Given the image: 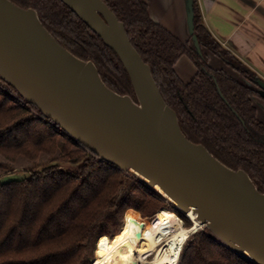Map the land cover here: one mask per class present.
I'll return each instance as SVG.
<instances>
[{"label":"trees","instance_id":"obj_1","mask_svg":"<svg viewBox=\"0 0 264 264\" xmlns=\"http://www.w3.org/2000/svg\"><path fill=\"white\" fill-rule=\"evenodd\" d=\"M9 1L34 9L59 44L93 62L107 87L137 102L119 56L61 0ZM103 2L125 24L186 138L204 145L228 169L244 170L264 194V122L255 102H264L258 90L263 79L213 37L197 1L194 25L202 54L157 23L144 0ZM209 53L222 58L229 70L213 68ZM184 57L196 67L188 81L177 70ZM0 155L14 164L19 158L37 162L42 156L55 162L31 177L0 184V264H90L97 240L116 236L130 210L150 217L164 206L180 214L135 175L101 161L43 117L1 75ZM182 217L186 228L193 225ZM178 264L256 263L205 228L190 236Z\"/></svg>","mask_w":264,"mask_h":264},{"label":"water","instance_id":"obj_2","mask_svg":"<svg viewBox=\"0 0 264 264\" xmlns=\"http://www.w3.org/2000/svg\"><path fill=\"white\" fill-rule=\"evenodd\" d=\"M61 1L116 52L137 102L107 87L93 62L59 44L34 9L9 0H0L1 77L101 161L132 172L155 191L158 187L172 207L182 213L192 210L220 243L264 264V194L251 177L244 170L228 169L204 145L186 138L150 66L107 3ZM187 1L192 46L202 54L195 0ZM259 87L264 97V81Z\"/></svg>","mask_w":264,"mask_h":264},{"label":"crops","instance_id":"obj_3","mask_svg":"<svg viewBox=\"0 0 264 264\" xmlns=\"http://www.w3.org/2000/svg\"><path fill=\"white\" fill-rule=\"evenodd\" d=\"M153 19L182 42H190L187 0H144ZM203 22L213 37L230 53L243 61L264 81V0H195ZM213 68L229 70L222 58L210 55ZM215 65V66H213ZM177 70L190 80L196 67L189 58L181 59ZM259 119L264 122V102H257Z\"/></svg>","mask_w":264,"mask_h":264},{"label":"bare ground","instance_id":"obj_4","mask_svg":"<svg viewBox=\"0 0 264 264\" xmlns=\"http://www.w3.org/2000/svg\"><path fill=\"white\" fill-rule=\"evenodd\" d=\"M156 190L161 192L158 187ZM186 216L193 223L189 228L167 209L159 211L148 226H142L139 213L130 211L116 236L100 238L92 264H178L185 243L195 230L203 228L192 210Z\"/></svg>","mask_w":264,"mask_h":264},{"label":"rangeland","instance_id":"obj_5","mask_svg":"<svg viewBox=\"0 0 264 264\" xmlns=\"http://www.w3.org/2000/svg\"><path fill=\"white\" fill-rule=\"evenodd\" d=\"M225 49V48H224ZM210 54V53H209ZM211 55V54H210ZM215 66V65H213ZM258 90H260V88H258ZM260 100H257V102H259ZM261 103V102H259ZM51 164H55V162H50V159L46 158L45 156H42L39 161L37 162H30L28 160H25L23 158H19L17 163H11L9 162L8 160H6L2 155H0V184H2L3 182H7V181H10V180H18V179H23V178H28V177H31L33 172L35 171H40L46 167H48V165H51ZM65 168H69V166L67 165H64ZM126 173V172H125ZM128 173H131L133 174L132 172H128ZM134 175V174H133ZM153 190V189H152ZM155 191V190H154ZM158 192V191H156ZM159 193V192H158ZM166 200V199H165ZM167 201V200H166ZM168 202V201H167ZM169 203V202H168ZM171 205V204H170ZM172 206V205H171ZM162 209H166V207L162 206L159 210L161 211ZM168 210V209H167ZM130 211H136V210H130ZM129 211V213H130ZM169 211V210H168ZM179 211V210H178ZM138 212V211H136ZM157 212V213H158ZM171 212V211H170ZM128 213V215H129ZM139 213V218L141 219V225L142 226H148L150 223H152V221H154L156 219V216H157V213L153 216H150V217H145L143 216L140 212ZM172 213V212H171ZM174 214H176L182 221L183 223L184 222V217H186L187 219H190L191 218H188L186 216V213H182L179 211V213L181 214H177L175 212H173ZM127 215V217H128ZM126 221V220H125ZM125 222L123 223V226H124ZM122 226V227H123ZM206 228V227H205ZM205 228L201 229V231L205 230ZM122 229V228H121ZM104 237V236H103ZM105 237H109V236H105ZM102 238V237H100ZM100 238L97 240L96 244H95V248H94V253L92 255V258H91V261H90V264H92L94 262V260L96 259V248H97V244H98V241L100 240ZM111 238V237H109ZM150 258H153V256H151Z\"/></svg>","mask_w":264,"mask_h":264},{"label":"built area","instance_id":"obj_6","mask_svg":"<svg viewBox=\"0 0 264 264\" xmlns=\"http://www.w3.org/2000/svg\"><path fill=\"white\" fill-rule=\"evenodd\" d=\"M161 196H163L161 193H159Z\"/></svg>","mask_w":264,"mask_h":264}]
</instances>
